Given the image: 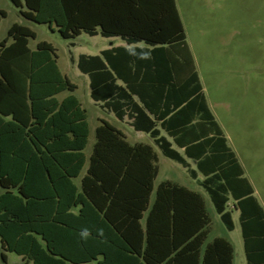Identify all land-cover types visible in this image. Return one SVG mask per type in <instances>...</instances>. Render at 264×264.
<instances>
[{"label": "trees", "instance_id": "trees-1", "mask_svg": "<svg viewBox=\"0 0 264 264\" xmlns=\"http://www.w3.org/2000/svg\"><path fill=\"white\" fill-rule=\"evenodd\" d=\"M11 2L64 39L100 34L129 45L80 55L92 99L128 117L191 178L200 173L227 231L233 200L247 264H264V208L208 105L176 0ZM36 37L14 24L0 42L1 261L13 252L32 264H234V244L209 239L204 196L172 181L155 189L154 148L130 144L111 123L96 129L87 173L74 182L87 163V113L76 96L57 98L77 85L51 43L29 48Z\"/></svg>", "mask_w": 264, "mask_h": 264}, {"label": "rangeland", "instance_id": "rangeland-1", "mask_svg": "<svg viewBox=\"0 0 264 264\" xmlns=\"http://www.w3.org/2000/svg\"><path fill=\"white\" fill-rule=\"evenodd\" d=\"M177 3L209 106L240 160L245 176L255 190L254 195L264 208V0H177ZM0 6L10 10V16L0 24V40L6 36L12 23L25 22L37 32L36 41H48L56 48L59 67L77 85L74 95L87 111L90 137L85 153L90 154L100 118L111 116L104 113L100 105H93L89 78L80 72L70 58L74 56L77 60L80 54L97 55L121 41L114 42L115 39L86 33L67 40L61 37L56 28L52 30L45 24L30 22L17 10L12 11L10 0H0ZM71 42L75 46H71ZM35 43L31 41V46ZM64 96L65 93L59 98ZM110 122L120 127L131 142H145L154 146L148 135L128 128L127 123L122 126L112 120ZM155 149L159 155V175L155 184L170 179L201 193L211 217L209 239L224 237L230 240L235 247L234 264H247L239 213L234 209L233 200L229 201L228 210L233 212L235 229L227 231L208 194L197 183L199 181L191 178L181 164L165 157L158 147L155 146ZM189 162L195 168V162ZM202 178L200 175L199 180ZM1 246L0 240V252ZM7 255L8 264H31L16 253L7 252ZM0 264H4L1 259Z\"/></svg>", "mask_w": 264, "mask_h": 264}, {"label": "crops", "instance_id": "crops-1", "mask_svg": "<svg viewBox=\"0 0 264 264\" xmlns=\"http://www.w3.org/2000/svg\"><path fill=\"white\" fill-rule=\"evenodd\" d=\"M10 2H11V0H10ZM12 3V2H11ZM176 4H177V7H178V3H177V0H176ZM12 5H13V3H12ZM12 11H18V13L20 14V16H22L21 15V13H20V10L19 9H16L15 8V6L13 5V7H11L10 8ZM178 10H179V14H180V16H181V19H182V22H183V25H184V28H185V31H186V35H187V42H188V33H187V30H186V25H185V22H184V19H183V17H182V14H181V11H180V9H179V7H178ZM1 12H4L5 13V16H1ZM10 16V10H8V9H5L4 7H2V6H0V24L4 21V20H6L8 17ZM23 17V16H22ZM27 20V19H26ZM14 24H22V25H25V26H28L29 28H31L29 25H27L25 22H14V23H12L11 25H10V27L8 28V30H7V34H8V31H9V29L14 25ZM32 29V28H31ZM33 30V29H32ZM35 33H36V35H37V37H36V39H31L30 41H29V48L31 49V50H35L36 48H37V45H38V43L39 42H42V41H36L37 40V38H38V34H37V32L35 31V30H33ZM7 34H6V36L3 38V39H1L0 40V42L1 41H3L6 37H7ZM100 35V34H99ZM97 36V35H96ZM105 38V37H104ZM108 39H115L114 40V42H117V41H121V42H118V43H115V44H113L111 47H109V48H106V49H104V50H107V49H111V48H113V47H119V46H123V47H129V45H127V43L124 41V40H122L121 38H119V37H110V38H108ZM31 41H33V42H36L35 43V45L34 46H31ZM12 42V40H10L9 42H8V44H10ZM48 42V41H47ZM50 43V42H49ZM52 44V43H51ZM75 44V43H74ZM189 44V43H188ZM53 45V44H52ZM139 46H143V43H140V44H138ZM54 46V45H53ZM75 46V45H74ZM189 47H190V45H189ZM191 49V48H190ZM104 50H101L100 51V53L99 54H97V55H101V52L102 51H104ZM56 52H57V50H56ZM191 52H192V50H191ZM192 54H193V52H192ZM58 55V54H57ZM80 55H83V54H80ZM80 55H79V57H80ZM84 55H87V56H95V55H92V54H84ZM193 56H194V54H193ZM79 57H78V59H79ZM59 58V57H58ZM78 59L76 60L75 59V57L74 56H71V58H70V60L73 62V64H77V62H78ZM194 60H195V65H196V69H197V72H198V74H199V77H200V80H201V83H202V86H203V91H204V84H203V82H202V77L200 76V73H199V71H198V64H197V61H196V58H195V56H194ZM58 66H59V64H58ZM78 67V66H77ZM59 69H60V67H59ZM60 71H61V69H60ZM62 72V71H61ZM81 72V71H80ZM82 73V72H81ZM63 74V73H62ZM84 74V73H83ZM63 75H65V74H63ZM84 75H87V74H84ZM65 76H67V75H65ZM88 76V75H87ZM88 78H89V86H90V96H91V85H90V77L88 76ZM71 81V80H70ZM72 82V81H71ZM73 83V82H72ZM75 84V83H74ZM118 84H122L120 81H118ZM77 90V89H76ZM75 90V91H76ZM74 91V92H75ZM74 92H69V91H64V92H62V93H60L59 95H57V98L60 100V101H62L65 97H67V96H69V95H74ZM65 93V96L62 98V99H60L59 98V96L61 95V94H64ZM67 93V94H66ZM205 93V92H204ZM206 95V94H205ZM75 96V95H74ZM78 99V98H77ZM91 99H92V97H91ZM206 99H207V97H206ZM93 100V99H92ZM80 102V101H79ZM93 102H94V104L93 105H100L101 107H102V109H103V111H104V113H108V114H110V116L112 117H110V118H108V117H104V116H102L101 118H100V124H98V126L96 127V129L99 127V126H101L102 125V122L103 121H107V122H109V123H111L110 122V120H112L115 124H118V125H122L123 126V123H127V125H128V128H132L135 132H140V133H144V132H142V131H137V130H135L133 127H132V125H131V120L128 118V117H125V119H123V120H121V119H118L116 116H115V114H114V112H112L110 109H108L107 107H105V105L103 104V102H100V101H95V100H93ZM207 102H208V100H207ZM81 104V103H80ZM208 105H209V103H208ZM81 107H82V105H81ZM210 107V106H209ZM83 108V107H82ZM84 109V108H83ZM211 109V108H210ZM86 110V109H85ZM212 111V110H211ZM86 113H87V111H86ZM212 113H213V111H212ZM214 114V113H213ZM215 116V115H214ZM216 118V117H215ZM110 119V120H109ZM87 120H88V116H87ZM217 120V119H216ZM218 122V121H217ZM89 123V122H88ZM112 124V123H111ZM112 125H114V124H112ZM117 129H119V130H121L122 132H123V134L125 135V137H126V140L130 143V144H132V145H135V144H139V143H144V144H149V143H145V142H135V143H133V142H131L130 141V139H129V136L120 128V127H117L116 125H114ZM221 126V125H220ZM125 127V126H124ZM89 128H90V125H89ZM125 128H127V127H125ZM127 128V129H128ZM96 129H95V138H96ZM223 129V128H222ZM225 132V131H224ZM144 134H146V133H144ZM162 134L163 135H166L164 132H162ZM146 135H148V134H146ZM149 136V135H148ZM89 137H90V134H89ZM134 137V136H133ZM150 138V137H149ZM151 139V138H150ZM152 140V139H151ZM152 142H153V140H152ZM88 143H89V139H88ZM95 143H96V140H95ZM95 143H94V145H95ZM228 143H229V140H228ZM154 144V143H153ZM88 145V144H87ZM94 145H93V147H94ZM149 145H151V144H149ZM153 148H154V150H155V152H156V154H157V157H158V161H159V155H158V153H157V151H156V149H155V144H154V146L153 145H151ZM230 146V145H229ZM157 147V146H156ZM176 149H178V151H180V150H182V154H183V149H179V148H177L176 146H174ZM231 147V146H230ZM87 148V147H86ZM86 148H85V150H86ZM85 150H84V153H85ZM234 151V150H233ZM92 152H93V148H92V151H91V153L90 154H86L85 153V155H86V158H87V163H86V165H85V168L83 169V171L81 172V174L74 180V182H76L78 185L80 184V182H82V179H83V177L86 175V173H87V169H88V166H89V159H90V156H91V154H92ZM188 161H190V160H188ZM240 161V160H239ZM241 163V162H240ZM157 165H158V162H157ZM242 165V164H241ZM158 168H159V165H158ZM185 168V167H184ZM193 168V167H192ZM195 168H196V166H195ZM186 169V168H185ZM187 170V169H186ZM244 170V169H243ZM188 172V171H187ZM158 175H159V173H158ZM201 174L199 173V175H198V178L197 179H195L196 181H202L203 180V178L202 179H200L199 180V176H200ZM244 175H245V172H244ZM158 177V176H157ZM203 177V176H202ZM246 177V176H245ZM248 179V178H247ZM156 180H157V178L155 179V181H154V186H155V189L159 186V184L160 183H162V182H164V181H171L170 179H163V180H161L160 182H159V184L158 185H156L155 184V182H156ZM173 182V181H172ZM199 182H197V183H199ZM175 183V182H174ZM251 183V182H250ZM178 184V183H177ZM180 185V184H179ZM182 186H184V185H182ZM194 191V190H193ZM197 192V191H196ZM154 198H155V194H154V192H153V195H152V197H151V202H153V200H154ZM263 207V206H262ZM237 211V210H236ZM238 213H239V211H237ZM216 238V237H215ZM214 239V238H213ZM210 240H212V239H210ZM23 258V257H22ZM24 259V258H23ZM30 263V262H29ZM32 264V263H31Z\"/></svg>", "mask_w": 264, "mask_h": 264}]
</instances>
